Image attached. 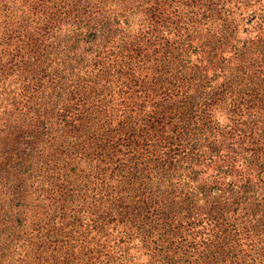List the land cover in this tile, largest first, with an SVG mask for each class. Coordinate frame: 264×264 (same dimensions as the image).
<instances>
[{
	"label": "trees",
	"instance_id": "obj_1",
	"mask_svg": "<svg viewBox=\"0 0 264 264\" xmlns=\"http://www.w3.org/2000/svg\"><path fill=\"white\" fill-rule=\"evenodd\" d=\"M256 36L264 0H0V264H26L12 244L45 192L66 201L38 236L58 263L264 264V76L240 112L182 106L193 79L211 91ZM142 87L154 99L136 104ZM134 123L142 139L127 144ZM95 133L113 140L80 155ZM80 156L96 162L77 184Z\"/></svg>",
	"mask_w": 264,
	"mask_h": 264
},
{
	"label": "rangeland",
	"instance_id": "obj_2",
	"mask_svg": "<svg viewBox=\"0 0 264 264\" xmlns=\"http://www.w3.org/2000/svg\"><path fill=\"white\" fill-rule=\"evenodd\" d=\"M254 34V33H251ZM250 41L246 42V47L242 50V52L240 53L239 57L236 62L230 64L229 66V71L224 73L223 75H225L224 78H220L218 80H216V84L213 86V88L211 89V91H203L202 92H198V89L200 87L199 82H197V78L193 79V81L191 82V87L194 88V90L191 92L190 95H188L185 98V102L182 103L183 105V109H188V107L194 105L196 102H198L200 104V106H203L206 103L209 102H213V104H217V103H224L225 105H231L232 108H234V111L236 112H240L243 109V105L245 104L244 101H251V97L250 96H246L243 97L242 102L240 101V96L242 94L241 89L243 88L244 85H246L247 83L251 84V82H260L259 80L264 76V69L260 70L259 67L263 68L264 67V38L260 39V41L257 39L256 37H253L252 39H249ZM246 41V40H245ZM261 56V59H259L258 61H254V56ZM254 61V62H253ZM251 62L255 65L252 66ZM253 70H259L256 74L255 72H253ZM245 72V74H247V77H243L242 80H238V73H242ZM228 75L229 78H231V81H227L225 80L226 76ZM194 77V75L192 76ZM202 79V77H201ZM170 83V82H169ZM172 84V83H170ZM177 85V83H175ZM168 89H171L170 87H168ZM141 92V93H140ZM140 93L139 98L136 100V104H139V100L142 97H152L154 99V91L152 88H148V87H142L140 89V91H136V93H134V95H130L129 99H132L133 101L135 100V96H137ZM134 97V98H133ZM137 107V106H136ZM119 108H121V105L119 106ZM151 109H156V107H152ZM149 111V108H145L143 110V113H146ZM223 116L228 117H233V116H229L228 113L224 114ZM194 119H196L197 121H199L201 123V112H196V114H194ZM204 120V118H203ZM138 123H134L131 124L125 128V131L127 132V135H118L119 138H130L129 141L127 142V144L131 143V142H135V141H141L142 138H138V136L136 135V129L138 128L137 125ZM150 130V128H144L143 132H148ZM160 129H155V131L153 132V134L155 135V137L157 136L156 134L158 133ZM97 132V131H96ZM188 132L186 135H189L191 133L190 131V125L188 128ZM99 133V132H98ZM101 134V133H100ZM86 137V136H85ZM155 137L152 138V142L155 140ZM88 138V137H87ZM107 139L109 140V143L111 140H113V136H110L109 138L99 135L97 133H95L93 135V138H88V140H85V138H82L83 141H81V139H78V141H80L81 143L79 144V148L77 150L80 149V155L83 151L88 152L91 150V152H94L96 156H101L102 153H104V151L106 150V145L103 141L108 142ZM90 140V141H89ZM145 141H150V139L148 137L144 138ZM66 142H68L69 147L72 145V147L74 148V144L72 141L71 136L67 137ZM46 152V151H45ZM81 159L78 160V162H76V166L79 168L80 174H77V184H82L84 182H82L83 180L80 179L81 175L85 172H93L94 170V163L96 162L95 159L93 158L92 161L86 163L87 161L84 160V158L82 156H80ZM62 159H64L65 161H70L71 157L68 156H61ZM75 159H77V154L75 152ZM62 159H59L58 157L52 158L51 160V166L50 168H46V164L43 165L44 168H46L49 172L50 170L56 169L59 174L61 173V162ZM75 182V181H74ZM45 199L43 200V202L41 204H44V206L40 209L38 208L37 210H35V212L33 213H29L28 214V218L26 220L27 222V229H25V233L24 235H20L18 234V236H21L22 238L20 239V241L22 243L17 242L16 244H12V245H18L22 248V251L24 252L25 256V263L26 264H51V258L55 261L56 264H93V262H90L93 258H94V253L91 254L89 256V259H82L80 258L79 254H74L73 253V258H65L62 259L64 255H62L61 259L59 260V263L57 262V259L55 258V255L57 254V251L55 252H51L48 248V246L46 244H38L39 240H38V236L40 234V230L46 228L49 224V219H48V213L50 212V210L53 208V206H59L60 208L57 210V214L59 211H62L65 208V204L66 201H62L59 197H55V198H51L50 197V193L48 194L47 192L44 193ZM50 206V207H49ZM93 209V214L90 215V218L93 217V215L95 214H99L97 212H104L105 211H100L98 209ZM113 214V213H112ZM106 215L101 213V216H103V218H106L108 216H110L111 218L113 217V215ZM114 218V217H113ZM29 225V226H28ZM58 234H55L54 236L57 237ZM120 245V244H117ZM82 247H84V245H81ZM116 246V245H115ZM134 247H136L138 249L137 252H140L143 248V244L141 245H134ZM145 255L141 253V255H139V260L142 264L145 263L144 259ZM149 259L151 261L156 262V260L159 261H166L162 255L158 252H154L153 255H151L149 257ZM160 264V263H157ZM168 264H171L168 263Z\"/></svg>",
	"mask_w": 264,
	"mask_h": 264
}]
</instances>
